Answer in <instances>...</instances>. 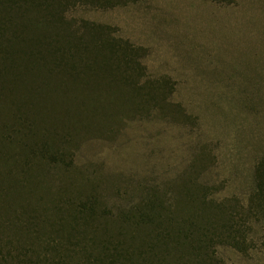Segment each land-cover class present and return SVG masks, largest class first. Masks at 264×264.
Instances as JSON below:
<instances>
[{
	"label": "rangeland",
	"instance_id": "obj_1",
	"mask_svg": "<svg viewBox=\"0 0 264 264\" xmlns=\"http://www.w3.org/2000/svg\"><path fill=\"white\" fill-rule=\"evenodd\" d=\"M62 5L69 22L85 24L83 38L77 26L65 31L69 42L99 55L96 63L88 53L87 65L109 83L124 77L128 101L114 135L84 138L52 168L38 159L30 176L18 168L21 212L34 226L12 239L21 255L0 245V259L58 264L80 251L76 211L92 198L117 216L154 192L174 202L190 184L203 197L204 224L227 225L212 241L215 259L264 264V0Z\"/></svg>",
	"mask_w": 264,
	"mask_h": 264
},
{
	"label": "trees",
	"instance_id": "obj_2",
	"mask_svg": "<svg viewBox=\"0 0 264 264\" xmlns=\"http://www.w3.org/2000/svg\"><path fill=\"white\" fill-rule=\"evenodd\" d=\"M62 2L0 0V245L17 253L12 239L31 234L34 226L29 211L21 212L28 205L18 168L30 176L41 170L38 159L52 168L84 138L114 135L128 101L124 77L109 83L87 65L88 53L96 63L99 55L69 42L65 31L77 26L76 37L83 38L85 24L69 22ZM193 187H179L174 202L154 192L142 206L117 216L100 213V202L92 198L76 211L80 226L74 234L82 241L74 247L80 251L68 252L69 260L58 264H78L70 253L84 256L82 264H224L215 259L212 241L227 225L216 219L204 224L208 213ZM8 258L0 264H9Z\"/></svg>",
	"mask_w": 264,
	"mask_h": 264
}]
</instances>
